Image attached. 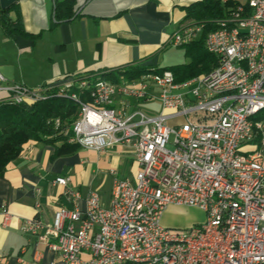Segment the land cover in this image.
<instances>
[{"label": "built area", "instance_id": "obj_1", "mask_svg": "<svg viewBox=\"0 0 264 264\" xmlns=\"http://www.w3.org/2000/svg\"><path fill=\"white\" fill-rule=\"evenodd\" d=\"M220 1L233 6L219 21L227 29L205 38L218 59L207 74L180 83L161 71L159 79L146 73L118 83L85 74L37 89L0 88V94H13L0 99L5 102L32 104L53 95L72 101L78 110L73 120L53 122L68 144L135 151L133 179L110 171L108 207L90 191L82 211L83 197L71 178L58 177L55 183L64 187L73 209L59 207L49 226L33 219L23 223L21 231L37 236L62 264H174L184 248L160 254V246L180 235H188L192 247L185 264H264V123L248 122L249 114L264 111V0ZM203 28L182 27L170 45L191 44ZM130 101H159L161 112L150 116ZM170 207L199 209L204 220L187 230L168 228L162 220ZM0 215L8 227L14 215L5 206Z\"/></svg>", "mask_w": 264, "mask_h": 264}, {"label": "crops", "instance_id": "obj_2", "mask_svg": "<svg viewBox=\"0 0 264 264\" xmlns=\"http://www.w3.org/2000/svg\"><path fill=\"white\" fill-rule=\"evenodd\" d=\"M63 1L16 0L10 7H15L9 12L11 23L19 22L23 32L0 24V88L37 89L74 75L102 77L132 65L163 70L188 62L184 50L185 60L175 62V50L181 47L170 40L184 25L185 8L201 0H75L78 16L69 21L56 19V5ZM155 102L161 109L159 101H130L144 112L143 105ZM64 144L29 141L0 178V206L14 215L8 227L0 215V264H62L37 236L21 231L26 220L49 226L59 207L73 209L64 199V187L55 183L58 177L71 178L72 188L82 194V211L88 193L99 194L100 175L111 177L112 186V170L123 178L135 177L132 147L97 152L79 146L58 153ZM110 199L111 191L109 204Z\"/></svg>", "mask_w": 264, "mask_h": 264}, {"label": "trees", "instance_id": "obj_3", "mask_svg": "<svg viewBox=\"0 0 264 264\" xmlns=\"http://www.w3.org/2000/svg\"><path fill=\"white\" fill-rule=\"evenodd\" d=\"M74 6L75 0L57 3L56 19L69 21L77 17ZM232 6V2L223 5L220 0H201L185 8L187 16L182 27L189 24L204 25L199 39L181 47L189 59L187 63L163 70L132 65L110 70L103 73L102 77L118 83L122 79H138L146 73L169 70L174 74L176 82L180 83L211 72L217 66L218 59L206 49L205 38L210 31L218 29L221 23L219 21L226 17ZM13 8L15 7L7 10L0 8V24L6 28L14 26L13 33H22L19 22L13 25L9 19V12ZM76 109L72 101L55 95L32 104L0 101V178L4 177L8 165L20 156L24 145L29 141H64L63 135L55 131L53 122L56 118L73 120ZM49 136H53L52 140L48 139ZM78 148L77 144H64L58 149V153L74 152Z\"/></svg>", "mask_w": 264, "mask_h": 264}, {"label": "rangeland", "instance_id": "obj_4", "mask_svg": "<svg viewBox=\"0 0 264 264\" xmlns=\"http://www.w3.org/2000/svg\"><path fill=\"white\" fill-rule=\"evenodd\" d=\"M238 1L242 4H245L247 2V0ZM182 50L183 49L175 50V62L179 60H185V56L183 55ZM188 60L189 59H187L186 61ZM12 95V93L0 94V99H6L9 96L13 97ZM143 108L145 109V112L150 116L159 115L161 110L158 102L152 103L150 105H143ZM77 111L78 110L76 109V113ZM261 116L264 117L263 115ZM96 185L100 186L99 195L102 199L103 204L105 206H108L110 191L112 188V178L104 174L100 175L99 179H97L96 181ZM203 220L204 213L199 209L191 207H170L164 213L162 222L166 227L171 229L187 230L191 226L201 223Z\"/></svg>", "mask_w": 264, "mask_h": 264}, {"label": "bare ground", "instance_id": "obj_5", "mask_svg": "<svg viewBox=\"0 0 264 264\" xmlns=\"http://www.w3.org/2000/svg\"><path fill=\"white\" fill-rule=\"evenodd\" d=\"M218 29H227V22H221L219 24ZM161 73H172L169 70L161 71ZM149 78L159 79V71L149 73ZM138 79L126 80V81H137ZM97 82L108 83L110 80H106L103 77H96ZM264 111H260V114H249L248 122L253 124H261L264 123V117H262V113ZM166 244L160 246V254L170 253V248H184L183 257H176V262L174 264H185V258H190L192 254V247H189V236L188 235H180L174 237H166ZM116 264H161V260H132L126 261L123 263Z\"/></svg>", "mask_w": 264, "mask_h": 264}, {"label": "water", "instance_id": "obj_6", "mask_svg": "<svg viewBox=\"0 0 264 264\" xmlns=\"http://www.w3.org/2000/svg\"><path fill=\"white\" fill-rule=\"evenodd\" d=\"M16 2V0H0V6L1 9L3 10H7L9 9L14 3Z\"/></svg>", "mask_w": 264, "mask_h": 264}]
</instances>
